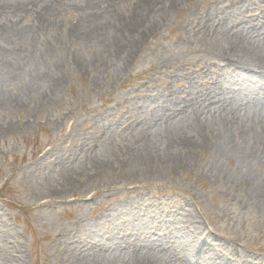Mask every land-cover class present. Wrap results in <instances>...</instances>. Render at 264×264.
I'll return each instance as SVG.
<instances>
[{
	"label": "rangeland",
	"instance_id": "1",
	"mask_svg": "<svg viewBox=\"0 0 264 264\" xmlns=\"http://www.w3.org/2000/svg\"><path fill=\"white\" fill-rule=\"evenodd\" d=\"M140 1L120 2V20L128 21ZM213 1L185 0L173 11L169 3L157 10L151 19L155 28L136 47L119 78L113 75L114 56L110 53L81 44L64 51V41L57 40L43 69L50 78L59 79V86L44 82L32 90L29 101L0 105V132L7 126L12 129L0 134V264H76L78 254L92 248L80 246L70 237L76 222L92 224L108 209L124 214L123 207L137 204L156 216L155 226L148 221L156 235L169 230L158 223L167 225L175 220L183 224L181 214L186 210L190 224L205 231L211 247L219 249L220 240L264 257V212L243 200L250 194L249 183L224 189L202 171L215 160L208 148L200 145L209 138L193 133L197 144L193 166L169 169L167 163L154 162L151 170L129 178L136 166L133 163L146 153L140 147L150 115L140 105L156 102L155 112L172 111L180 102L177 99L189 96L193 86L209 85L210 72L206 77L197 76L204 56L202 41L197 34L185 32L182 21L189 12H196L199 23ZM76 13L59 16L49 31H56L61 38L67 35L76 24ZM243 17L251 19L248 14ZM251 20L256 22L255 15ZM125 34L120 32L122 37ZM186 36L190 40H185ZM167 58L177 63L164 66ZM97 80L101 85L96 86ZM23 81L28 83L26 78ZM21 86L10 84L7 90L17 91ZM130 116L138 120L131 121ZM178 119L175 122L181 124L175 125L187 131L190 117ZM107 129L111 148L99 139ZM174 152L180 153V149ZM222 164L234 165L227 159ZM74 167L83 172L87 169V174L73 175ZM258 173L264 175V170L260 168ZM66 186V199L45 197L50 188L58 191ZM119 236L117 232L115 241ZM111 240L104 233L97 237L98 242ZM170 243L177 253L175 239L170 238Z\"/></svg>",
	"mask_w": 264,
	"mask_h": 264
},
{
	"label": "bare ground",
	"instance_id": "2",
	"mask_svg": "<svg viewBox=\"0 0 264 264\" xmlns=\"http://www.w3.org/2000/svg\"><path fill=\"white\" fill-rule=\"evenodd\" d=\"M122 1L0 0V105L29 101L32 90L44 82L59 86V79L50 78L43 64L60 40L64 41V51L81 44L83 48L110 53L114 56L113 75L119 78L136 47L155 28L151 22L155 12L169 3L142 0L125 22L117 13ZM184 1L174 0L168 6L173 11ZM68 11L77 12L76 24L61 38L56 31L49 30ZM245 14L251 19L255 15L256 22L245 20ZM200 18L196 23L197 13L189 12L182 21L183 30L197 34L196 38L202 41L204 56L197 76L206 77L208 72L213 76L207 78L211 79L207 80V87L206 84L193 86L189 96L177 99L179 104L173 101L172 111L155 112L156 102L140 105L150 115L146 139L143 148L140 147L146 155L133 163L136 166L129 178L151 170L154 162L167 163L169 169L193 166V152L197 149L194 135L207 137L210 141L200 145L206 146L215 160L202 171L224 189L240 187L246 181L250 194L243 200L264 212V175L258 173L260 168L264 170V0H214ZM122 31L126 33L123 37ZM186 39L190 40V36ZM173 63L177 62L171 58L162 62L164 66ZM25 78L28 83L23 81ZM15 83L22 84L19 90H7V85ZM95 84L99 86L101 82L97 80ZM178 113L183 114L176 116ZM184 115L190 117L187 131L175 125L176 119L181 120ZM129 120L136 122L138 118L130 116ZM11 131V126H7L0 134ZM99 139L107 147L113 146L107 142L108 129ZM175 149H180V153L174 152ZM224 159L232 160L234 165L224 166ZM72 171L73 175L81 176L88 170L83 172L74 167ZM68 192L67 186L58 191L50 188L45 197L66 199ZM124 210V214H119L116 209H108L92 224L76 222L70 237L80 242V246L92 245L91 251L78 254L76 264L104 261L109 264H264V257L250 255L235 244L217 240L219 249L208 245L205 231L190 224L192 219L184 213L186 210L181 214L183 224L175 220L167 225L158 223L163 229L169 227L162 235L154 234L148 225L151 224L148 221L158 222L149 208L137 204L123 207ZM117 232L121 233L119 241L114 238ZM101 233L113 240L98 242ZM170 238L179 247L177 253Z\"/></svg>",
	"mask_w": 264,
	"mask_h": 264
}]
</instances>
